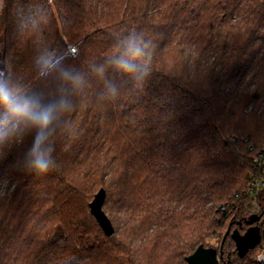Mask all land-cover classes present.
Here are the masks:
<instances>
[{
	"label": "trees",
	"instance_id": "16d2710c",
	"mask_svg": "<svg viewBox=\"0 0 264 264\" xmlns=\"http://www.w3.org/2000/svg\"><path fill=\"white\" fill-rule=\"evenodd\" d=\"M133 37L150 56L128 71ZM0 72L71 104L43 176L25 159L37 130L0 126V264H188L202 245L219 264H258L259 244L240 258L232 233L256 213L264 0H0ZM101 189L112 237L90 210ZM230 199L237 210L218 220Z\"/></svg>",
	"mask_w": 264,
	"mask_h": 264
},
{
	"label": "clouds",
	"instance_id": "9594fccd",
	"mask_svg": "<svg viewBox=\"0 0 264 264\" xmlns=\"http://www.w3.org/2000/svg\"><path fill=\"white\" fill-rule=\"evenodd\" d=\"M147 49L148 45L135 37L129 39L125 55L130 59L122 58L119 61L121 67L128 71H134L136 66L130 61L142 60L146 56H150ZM63 75L65 79L74 84H79L81 81L79 75L69 72H64ZM70 108V102L63 96L55 101L45 103L39 95H28L17 91L9 86L3 72H0V109L3 110L2 116H0V126L18 122L37 130L33 143L25 156L29 172L43 176L53 169L52 153L55 148L47 143L48 137L51 135V126L61 114L69 111ZM5 134L3 127H0V137ZM255 259L264 264V253L258 254Z\"/></svg>",
	"mask_w": 264,
	"mask_h": 264
},
{
	"label": "water",
	"instance_id": "95a60500",
	"mask_svg": "<svg viewBox=\"0 0 264 264\" xmlns=\"http://www.w3.org/2000/svg\"><path fill=\"white\" fill-rule=\"evenodd\" d=\"M106 199V191L101 189L90 204L92 215L97 219L103 231L108 237L115 234V229L108 215L103 210ZM261 215L254 214L247 220L248 230L241 234L239 231L232 233V239L236 244V251L240 258H244L251 250L255 249L264 235L259 222ZM219 251L214 247L200 246L187 258L188 264H219Z\"/></svg>",
	"mask_w": 264,
	"mask_h": 264
},
{
	"label": "built area",
	"instance_id": "2783aa9c",
	"mask_svg": "<svg viewBox=\"0 0 264 264\" xmlns=\"http://www.w3.org/2000/svg\"><path fill=\"white\" fill-rule=\"evenodd\" d=\"M70 52L72 54L77 53V49L73 46H70ZM254 169L255 174L251 175L249 177V192L248 195L250 199L252 200V204L256 208L257 215H261V220L259 224L262 222V219H264V209L260 205L259 201L264 191V147L257 153V155L254 158ZM237 198H239V195H236ZM237 210V204L235 203V199H230V201L223 203L218 208V214L217 219L222 220L224 216H226V220L230 218L231 215ZM260 226V225H259ZM263 232L264 230L261 229ZM264 235H262V239L259 243L260 246V253H264ZM258 264H261V262L257 261Z\"/></svg>",
	"mask_w": 264,
	"mask_h": 264
},
{
	"label": "rangeland",
	"instance_id": "374dc122",
	"mask_svg": "<svg viewBox=\"0 0 264 264\" xmlns=\"http://www.w3.org/2000/svg\"><path fill=\"white\" fill-rule=\"evenodd\" d=\"M244 179H241V181H243ZM261 223H264V219H262V222ZM213 242H216V240H214Z\"/></svg>",
	"mask_w": 264,
	"mask_h": 264
}]
</instances>
